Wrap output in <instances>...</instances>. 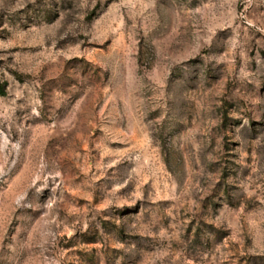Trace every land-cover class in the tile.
Segmentation results:
<instances>
[{
    "label": "rangeland",
    "instance_id": "374dc122",
    "mask_svg": "<svg viewBox=\"0 0 264 264\" xmlns=\"http://www.w3.org/2000/svg\"><path fill=\"white\" fill-rule=\"evenodd\" d=\"M0 264H264V0H0Z\"/></svg>",
    "mask_w": 264,
    "mask_h": 264
}]
</instances>
